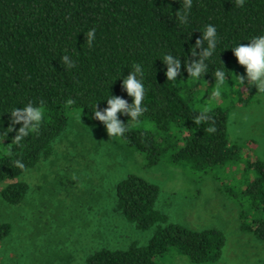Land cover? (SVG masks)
Here are the masks:
<instances>
[{
    "label": "trees",
    "instance_id": "trees-1",
    "mask_svg": "<svg viewBox=\"0 0 264 264\" xmlns=\"http://www.w3.org/2000/svg\"><path fill=\"white\" fill-rule=\"evenodd\" d=\"M182 11L183 0H0V128L9 126L5 112L12 107L42 102L45 109L38 132L19 145L11 144L15 131L0 141L12 148L11 157L0 150L4 205L23 201L28 186L18 178L52 155L73 112H81L82 120L104 129L92 118L94 104L105 108L102 100L108 90L131 102L121 79L132 71L133 63H140L145 71L146 110L136 121L126 122L127 116H119L126 122V132L117 138L140 153L146 167L166 163L196 178L217 179L236 208L241 232L264 240V159L242 161L240 148L230 144L229 107L197 108L192 97L185 95L199 86L214 90L213 73L222 67L220 61L226 71L236 73L228 47L264 34V0H245L243 7L235 0H192L186 23L179 20ZM207 24L216 26L219 44L207 62L204 78L192 81L186 79L184 60L191 59L188 48ZM90 28L96 30L91 47L84 39ZM165 52L182 55L179 81L166 80L159 60ZM64 54L76 61L74 67L63 65ZM230 85L226 81L221 88L235 92L234 104L242 107L260 92L253 87L244 97ZM200 115L207 118L197 122L195 117ZM210 127L215 130L209 132ZM16 157L26 165L24 170L14 167ZM238 162L244 163L245 180L227 182L220 172ZM114 195L115 208L128 223L138 230L154 227V234L145 245L97 250L86 264H160L172 251L195 264H213L221 256L225 239L220 230L162 225L165 220L156 209V185L128 174L115 184ZM2 232L7 234V225L0 227Z\"/></svg>",
    "mask_w": 264,
    "mask_h": 264
},
{
    "label": "rangeland",
    "instance_id": "rangeland-1",
    "mask_svg": "<svg viewBox=\"0 0 264 264\" xmlns=\"http://www.w3.org/2000/svg\"><path fill=\"white\" fill-rule=\"evenodd\" d=\"M233 65L235 74H243L235 59ZM229 91L222 87L220 96L214 97L211 87L199 86L185 95L197 108L229 107L230 144L240 148L242 161L264 159V93H256L242 107L234 104L235 92ZM243 164H228L220 174L227 182H242ZM128 174L157 186L162 225L223 233L221 256L213 264H264V240L241 232L236 208L217 179L196 178L166 163L146 167L140 153L117 137H108L105 129L81 118L79 122L77 112L71 114L52 155L18 178L28 186L23 201L8 206L0 200V227L7 225V234H0V264H86L103 248L145 245L155 228L138 230L115 208V184ZM160 264L195 263L172 251Z\"/></svg>",
    "mask_w": 264,
    "mask_h": 264
},
{
    "label": "clouds",
    "instance_id": "clouds-1",
    "mask_svg": "<svg viewBox=\"0 0 264 264\" xmlns=\"http://www.w3.org/2000/svg\"><path fill=\"white\" fill-rule=\"evenodd\" d=\"M235 2L238 7H243L245 4V0H235ZM191 6L192 0H183V11L179 13L181 23L187 22L188 11ZM95 31V28H90L84 33L85 42L89 47L95 40ZM199 33L200 36L194 44L189 46L187 51V57L191 59L186 58L183 64L184 72L187 73L186 79L192 81L204 78L208 70L207 62L216 54L219 44L215 25L207 24L203 27V31ZM228 49L231 50L237 65L243 68V74H233V72L226 71L223 63L219 60L222 67L216 68L213 73L216 87L212 95L219 97L221 86L226 81L231 82V87L238 89L241 93H248L253 87L255 90L264 93V34L252 36L247 43H236L234 46H229ZM181 56L172 52H165L162 59H159L164 66V75L167 81H179L177 78L182 75ZM61 61L67 68L74 67L76 63L69 54L62 55ZM228 73L231 74V77L228 76ZM121 75L118 78H121ZM144 76V66L140 63H133L132 71H128L127 76L121 79V88L131 98V102L120 96L111 95L108 90L107 98L102 100L106 102V107L98 109V103L94 104L91 111L92 118L103 125L108 137H123L126 132V122L138 120L145 112L146 109L143 105L146 93ZM44 111L42 102L39 104L29 102L23 107L9 109L5 113L10 117V124L7 128H0V141H3L8 133L15 131L11 144L19 145L30 134L38 132L44 119ZM78 116L80 122L81 112ZM119 116H127L128 119L126 122H122ZM206 118L204 115L195 117L197 122ZM15 125H19V127L14 128ZM214 130L212 127L208 129L209 132ZM0 150H3L7 156H12L10 143L7 146L0 144ZM12 163L17 169L24 170L26 168L24 162L18 157L13 158Z\"/></svg>",
    "mask_w": 264,
    "mask_h": 264
}]
</instances>
